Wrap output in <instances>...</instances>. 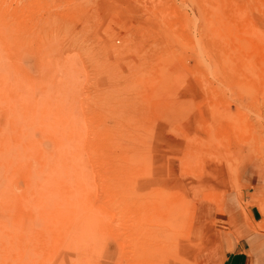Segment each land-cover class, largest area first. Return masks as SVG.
I'll return each mask as SVG.
<instances>
[{
	"label": "rangeland",
	"instance_id": "1",
	"mask_svg": "<svg viewBox=\"0 0 264 264\" xmlns=\"http://www.w3.org/2000/svg\"><path fill=\"white\" fill-rule=\"evenodd\" d=\"M228 192L264 236V0H0V264H218Z\"/></svg>",
	"mask_w": 264,
	"mask_h": 264
},
{
	"label": "crops",
	"instance_id": "2",
	"mask_svg": "<svg viewBox=\"0 0 264 264\" xmlns=\"http://www.w3.org/2000/svg\"><path fill=\"white\" fill-rule=\"evenodd\" d=\"M254 217L252 207L241 210L236 192L223 197L212 218L217 228L218 264H264V236L252 227Z\"/></svg>",
	"mask_w": 264,
	"mask_h": 264
},
{
	"label": "bare ground",
	"instance_id": "3",
	"mask_svg": "<svg viewBox=\"0 0 264 264\" xmlns=\"http://www.w3.org/2000/svg\"><path fill=\"white\" fill-rule=\"evenodd\" d=\"M213 19V18H212ZM208 24V23H207ZM246 45V44H245ZM248 45V44H247Z\"/></svg>",
	"mask_w": 264,
	"mask_h": 264
}]
</instances>
